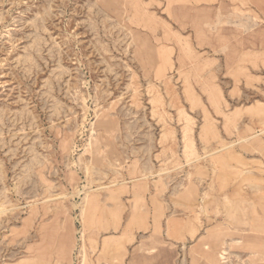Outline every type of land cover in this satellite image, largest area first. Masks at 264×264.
<instances>
[{
  "label": "rangeland",
  "instance_id": "rangeland-1",
  "mask_svg": "<svg viewBox=\"0 0 264 264\" xmlns=\"http://www.w3.org/2000/svg\"><path fill=\"white\" fill-rule=\"evenodd\" d=\"M79 263L264 264V0H0V264Z\"/></svg>",
  "mask_w": 264,
  "mask_h": 264
},
{
  "label": "bare ground",
  "instance_id": "bare-ground-1",
  "mask_svg": "<svg viewBox=\"0 0 264 264\" xmlns=\"http://www.w3.org/2000/svg\"><path fill=\"white\" fill-rule=\"evenodd\" d=\"M83 98V97H82ZM91 138V137H90ZM88 140V139H87ZM101 187V186H100ZM98 188V187H97ZM224 251V250H223ZM82 260V259H81ZM81 262V261H80ZM80 264V263H79Z\"/></svg>",
  "mask_w": 264,
  "mask_h": 264
}]
</instances>
